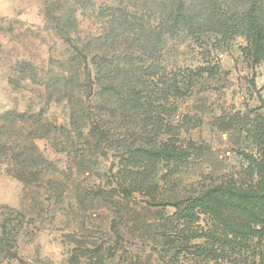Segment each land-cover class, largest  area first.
<instances>
[{
    "label": "rangeland",
    "instance_id": "374dc122",
    "mask_svg": "<svg viewBox=\"0 0 264 264\" xmlns=\"http://www.w3.org/2000/svg\"><path fill=\"white\" fill-rule=\"evenodd\" d=\"M225 1L228 15H237L241 2ZM145 7L140 0H0V222L13 211L22 216L14 250H1L0 264H162L157 234L174 211L171 202L235 180L248 184L240 174L245 154L255 151L246 133L264 118V57L251 62L242 30L219 42L212 32L201 38L164 33L160 77L166 86L188 89L174 101L176 136L186 154L154 172L124 168L118 120L104 116L105 140L90 132L101 115L85 97L83 76L74 88L75 117L62 86L52 85L68 78L72 55L54 28L58 21L75 20L72 35L85 44L132 22L117 10L149 20ZM256 10L264 31V0ZM121 28L128 31L123 47L137 57V26ZM146 177L156 188L135 189ZM190 256L179 260L202 258ZM214 261L219 258L209 264Z\"/></svg>",
    "mask_w": 264,
    "mask_h": 264
},
{
    "label": "trees",
    "instance_id": "16d2710c",
    "mask_svg": "<svg viewBox=\"0 0 264 264\" xmlns=\"http://www.w3.org/2000/svg\"><path fill=\"white\" fill-rule=\"evenodd\" d=\"M140 1L146 4L149 20L144 21L136 15L130 17L128 11H121L125 8L117 10L120 16L129 17L132 22L121 21L119 26L107 30L104 38L98 36L85 44L77 42L72 35L76 29L75 20L58 21L54 28L71 46L72 55L67 63L68 78H55L52 85L62 86L72 105L71 115L75 117V103L79 99L74 88L82 84L79 82H82L80 75L83 76L85 97L88 102H95L101 115L93 122L90 132L105 140L110 136V129L104 116L108 121L118 120L125 130L124 137L136 135L131 142L124 137L118 138L124 168L154 172L159 165H178L186 154L176 136L174 101L188 89L179 85L166 86L160 77L157 52L164 33L184 32L201 38L212 36V32L219 42L242 30L250 40L251 62L255 63L264 57V31L256 10L260 0H239L242 5L237 15H228L225 0ZM128 24L137 26L134 31L139 38L137 57L123 47L127 46L123 44V36L126 37L128 31L121 27ZM255 123L246 133L255 151L245 154L247 164L240 174L248 184L235 180L171 202L174 211L167 216L165 228L157 234L163 239L162 264H209L211 259L217 258L219 261L213 264H264V118ZM133 168L131 173H137ZM135 183L137 190L156 188V183L147 177ZM201 217L207 219L206 226L193 229ZM21 220L18 211L1 220L0 253L1 250H14L13 238ZM196 236L203 240L191 242ZM186 254L202 258L180 262L179 256Z\"/></svg>",
    "mask_w": 264,
    "mask_h": 264
}]
</instances>
